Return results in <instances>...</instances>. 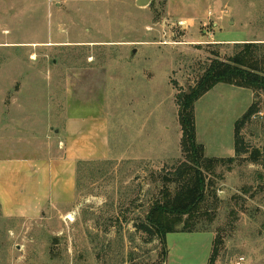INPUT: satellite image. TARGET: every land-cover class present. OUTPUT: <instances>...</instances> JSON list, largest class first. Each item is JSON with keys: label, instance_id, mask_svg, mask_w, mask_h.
<instances>
[{"label": "rangeland", "instance_id": "obj_1", "mask_svg": "<svg viewBox=\"0 0 264 264\" xmlns=\"http://www.w3.org/2000/svg\"><path fill=\"white\" fill-rule=\"evenodd\" d=\"M219 41L264 43V0H0V264H209L215 238L217 264H264L259 164L210 177L207 231L168 234L164 263L140 227L183 160L179 94L235 52ZM255 96L219 84L196 102L206 157L235 156ZM257 101L242 134L264 150L263 92ZM77 110L92 120H71ZM74 143L81 155L62 170ZM50 165L62 183L74 171V196L65 187L49 199Z\"/></svg>", "mask_w": 264, "mask_h": 264}, {"label": "trees", "instance_id": "obj_2", "mask_svg": "<svg viewBox=\"0 0 264 264\" xmlns=\"http://www.w3.org/2000/svg\"><path fill=\"white\" fill-rule=\"evenodd\" d=\"M235 52L228 59L216 58L198 79L192 93L179 94V124L182 131L181 154L183 160L166 175L164 188L151 205L140 226L151 239L159 240L161 262L167 257L166 236L177 232L207 231L202 228L203 208L209 207L210 177L221 167L230 168L239 160L264 166V150L249 148L243 129L253 123L260 112L258 96L264 93V43L235 44ZM219 84H226L254 92L255 101L235 125V156L208 158L205 147L197 142L195 104ZM210 209V208H208ZM223 240L215 238L209 264H217L221 256Z\"/></svg>", "mask_w": 264, "mask_h": 264}, {"label": "crops", "instance_id": "obj_3", "mask_svg": "<svg viewBox=\"0 0 264 264\" xmlns=\"http://www.w3.org/2000/svg\"><path fill=\"white\" fill-rule=\"evenodd\" d=\"M241 42L247 43L245 41H241ZM241 42L240 41H221V42L219 41V43H217V44H232V43H237L238 44V43H241ZM249 42H251V41H249ZM239 89L242 90V88H239ZM78 111L79 110H77L78 115L76 117H73L75 120L74 119H71V120L77 121V122H81L82 120H86V119L92 120L91 119L92 117H90L89 115L88 116L82 115L80 113V111L79 112ZM94 119H96V117H94ZM67 148H68L67 149L68 153L66 152L67 155L63 156L62 158H59L60 160L57 162V165H59L58 167L60 169H62V170L64 168H67V166L71 165V163H68V161H65V160L73 161V159H75L76 156L81 153V149H80V151H79V149H78V151L76 150L78 147L76 146L75 143L72 144V145H68ZM73 167H74V165H73ZM32 168L34 169V166H32ZM49 168H50V174H49V180H50L49 182L50 183H49L48 188H47L48 192L50 193V195H49L50 198L49 199L54 201V196H55L56 191L59 190V189L65 190V187H69L68 191L71 193L70 196H74L75 195V190H76V188H75L76 187V178H75L76 176H73L74 175V171L72 169L69 170V172L72 175L71 179H69L68 182H64L63 181V183H62L61 179L60 178L58 179V176L56 177L55 173H53V171H51V170H53V168L51 169V165H50ZM18 170L19 169L17 167L12 168V170H10L11 171L10 174L14 175L13 173L16 174L17 172H19ZM19 174L20 173H18L17 175L20 176V178H22V175H21L22 173L20 175ZM61 176H63V175H61ZM61 176H59V177H61ZM38 179L39 178H37V180ZM57 182L59 184H57ZM39 184L41 185L40 181H39ZM0 186H3V185L0 184ZM39 186L37 188H39V191H40V187ZM7 194H8V190L5 189L4 187H1L0 196L5 197ZM35 195L37 196L38 199H40V196H39V194L37 192H36ZM56 196L57 197H61L60 195H58V193L56 194ZM43 198L48 199L45 194H44ZM61 200H63V199H61Z\"/></svg>", "mask_w": 264, "mask_h": 264}, {"label": "water", "instance_id": "obj_4", "mask_svg": "<svg viewBox=\"0 0 264 264\" xmlns=\"http://www.w3.org/2000/svg\"><path fill=\"white\" fill-rule=\"evenodd\" d=\"M152 0H137V5L139 7H148L151 4Z\"/></svg>", "mask_w": 264, "mask_h": 264}, {"label": "built area", "instance_id": "obj_5", "mask_svg": "<svg viewBox=\"0 0 264 264\" xmlns=\"http://www.w3.org/2000/svg\"><path fill=\"white\" fill-rule=\"evenodd\" d=\"M234 264H247L246 258L240 257L236 260Z\"/></svg>", "mask_w": 264, "mask_h": 264}]
</instances>
